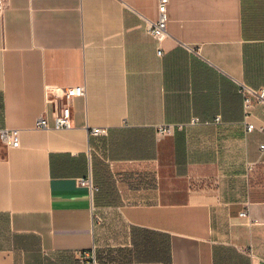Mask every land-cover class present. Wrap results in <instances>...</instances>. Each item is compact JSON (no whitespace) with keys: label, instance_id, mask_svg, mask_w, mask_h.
Segmentation results:
<instances>
[{"label":"crops","instance_id":"obj_1","mask_svg":"<svg viewBox=\"0 0 264 264\" xmlns=\"http://www.w3.org/2000/svg\"><path fill=\"white\" fill-rule=\"evenodd\" d=\"M156 19L157 0H5L0 128L19 143H0V264L91 247L98 264H264V130L245 131L238 92L264 87V0H170L160 43ZM78 85L53 128L47 87ZM248 120L264 127L261 105Z\"/></svg>","mask_w":264,"mask_h":264},{"label":"built area","instance_id":"obj_2","mask_svg":"<svg viewBox=\"0 0 264 264\" xmlns=\"http://www.w3.org/2000/svg\"><path fill=\"white\" fill-rule=\"evenodd\" d=\"M170 0H157V19L153 21H147L146 32L154 37L159 43L168 35L166 30L167 23V8ZM5 7V0H0V13ZM193 50L192 48L188 47ZM157 55L162 56L163 50L159 46L157 49ZM238 92L243 98V112L244 119L243 125L246 132H250L254 129L264 130L263 126L257 127L254 123L250 122L248 118L251 116V109L254 105H261L264 112V87L254 88L244 83H238ZM84 96V86H68V87H47L45 92V101L52 105L53 115V128L61 129L68 128L71 125V105L75 97ZM197 119H193L195 122ZM219 118H216L218 121ZM37 128H48V120L46 112L41 113L35 121ZM175 129L174 125L162 124L156 127V131L160 135H170ZM91 135H103L106 132L105 128L92 127L89 129ZM0 143L5 146H17L19 143V134L16 129H8L5 127L0 128ZM264 148V145H260ZM79 184L83 186H91L89 178L79 179ZM240 217L245 218L247 224H257V220L250 217L247 208L243 209L239 213ZM75 258L80 264H98L94 247L88 249H81L74 251Z\"/></svg>","mask_w":264,"mask_h":264}]
</instances>
